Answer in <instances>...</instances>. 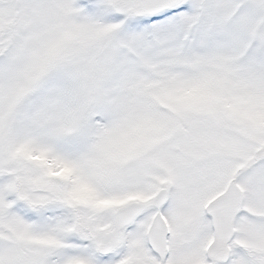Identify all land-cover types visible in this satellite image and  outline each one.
<instances>
[{"label":"snow or ice","instance_id":"obj_1","mask_svg":"<svg viewBox=\"0 0 264 264\" xmlns=\"http://www.w3.org/2000/svg\"><path fill=\"white\" fill-rule=\"evenodd\" d=\"M0 264H264V0H0Z\"/></svg>","mask_w":264,"mask_h":264}]
</instances>
